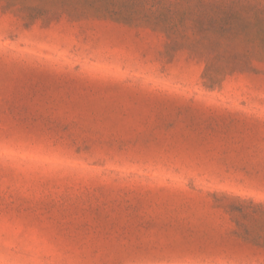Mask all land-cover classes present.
<instances>
[{
    "label": "rangeland",
    "instance_id": "rangeland-1",
    "mask_svg": "<svg viewBox=\"0 0 264 264\" xmlns=\"http://www.w3.org/2000/svg\"><path fill=\"white\" fill-rule=\"evenodd\" d=\"M0 264H264V0H0Z\"/></svg>",
    "mask_w": 264,
    "mask_h": 264
}]
</instances>
